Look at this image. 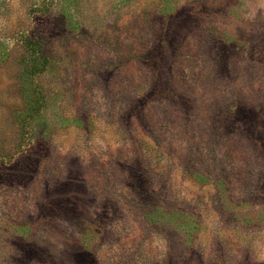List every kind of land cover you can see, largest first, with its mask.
<instances>
[{"label":"rangeland","instance_id":"374dc122","mask_svg":"<svg viewBox=\"0 0 264 264\" xmlns=\"http://www.w3.org/2000/svg\"><path fill=\"white\" fill-rule=\"evenodd\" d=\"M0 264H264V0H0Z\"/></svg>","mask_w":264,"mask_h":264}]
</instances>
